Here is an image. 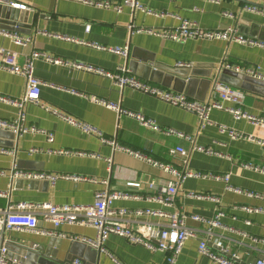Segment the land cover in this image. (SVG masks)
<instances>
[{
	"label": "crops",
	"instance_id": "obj_1",
	"mask_svg": "<svg viewBox=\"0 0 264 264\" xmlns=\"http://www.w3.org/2000/svg\"><path fill=\"white\" fill-rule=\"evenodd\" d=\"M11 1L24 5L25 8L15 7L31 13L25 15L26 21L22 22L20 30L14 31L30 38L31 42L22 46L16 44L11 37L0 33V46L15 51L21 64L36 50L59 58L62 63L47 61L44 57L35 59V73L43 81L41 103L45 106L29 103L25 108L23 122L26 126H34L52 133L54 140L49 141L45 132L30 131L20 134L14 130L3 129L12 132L14 137L11 139L6 133L0 138V149L8 151L0 152V171L4 172L0 174V191L8 194V197H0V207L7 206L10 200L89 205L94 200L95 192L107 187L110 190L141 195V198L137 199H117L114 202L116 208H152L162 211L178 209L204 217H213L217 209H222L224 216L221 221L224 227H216L214 232L222 236L230 252L240 253L242 264H249L260 257L264 244L254 238L264 239V211L248 212L241 207L264 209V146L257 140L232 139L229 133L222 132L220 127L225 126L227 129L263 138L264 127L255 126L244 118L236 119L231 112L217 108L210 112L213 124L200 127V119L194 112L172 105L152 94L130 87L120 88L113 77L97 71L79 69L73 64L91 66L113 74L119 73V67L126 65L131 74L142 81L165 90L185 92L193 99L208 100L212 81L218 74L222 61L227 59L239 64L259 65L264 69V48L220 39H188L179 42L145 31L137 32L136 29H175L182 19H190L205 29L237 28L239 33L264 42V14L246 9V6L250 5L264 9V0H137L145 8L154 11L152 14L133 9L125 4V0H91L109 1L113 5L121 6V10L96 6L85 0ZM224 11L232 13L233 16H225ZM126 46L129 47L130 54L152 58L154 63L150 65L153 67L160 63L164 67L194 70L193 82H190L184 91L176 90L173 86L175 84L164 86L162 83L143 78L142 69H133L128 62L129 57L101 48ZM178 62L193 65L176 67ZM139 65L143 68L145 63L139 61ZM25 90V77L0 69L2 95L20 99ZM93 98L141 113L154 120L160 128L190 135L195 144L210 147L221 155L194 150L192 141L144 126L137 119L120 114L117 110L94 101ZM224 104L238 107L230 101ZM47 105L57 109L60 114L47 110ZM242 108L252 115H264V96L246 92ZM19 111L16 105L0 101V119L14 120ZM62 115L89 124L95 132H84L66 121ZM103 139L179 168L183 166L181 157L172 155L170 150L181 145L190 153V169L230 173V185L243 192L226 190L224 181L188 177L180 186L175 206L148 199V196H158L159 188L167 186L174 178L152 164L114 147L109 142H104ZM31 149L38 151L30 152ZM67 149L93 153L99 157L58 152ZM107 159H111V165ZM246 164H252L255 168L246 167ZM14 165L22 170L86 176L99 181L58 178L55 182L34 180L37 183L30 185L31 181L24 180L23 186H19L16 182L22 179H12ZM101 179L108 180V184L101 183ZM151 182L155 183L154 188H150ZM184 192L211 193L218 195L220 202L187 197ZM247 192L254 195H248ZM145 218L153 224H163L167 221L162 216H128L131 225L141 229V221ZM187 224L202 231L208 227L207 224L193 219H188ZM39 226L51 229L55 234L13 231L7 235L12 257L23 259L24 264L30 262L19 254L20 250L12 242L40 244L50 237H55L63 240V244L50 246L49 251L61 259H66L68 244L76 242L70 236L92 239L97 236L96 230L90 226L64 224L56 229L52 223L41 217ZM199 242L196 238L188 239L176 264H216L211 259L200 256ZM86 246L100 254V261L96 253L89 254L86 251L84 256L75 258L85 264H118L117 261L121 264H165L166 259L165 252L152 251L116 234L109 235L102 244L104 250L88 244ZM209 246L212 250L219 251L212 242H209Z\"/></svg>",
	"mask_w": 264,
	"mask_h": 264
},
{
	"label": "built area",
	"instance_id": "obj_2",
	"mask_svg": "<svg viewBox=\"0 0 264 264\" xmlns=\"http://www.w3.org/2000/svg\"><path fill=\"white\" fill-rule=\"evenodd\" d=\"M88 3L96 6L115 8L121 10V6L113 5L109 1H91L85 0ZM217 1V0H208ZM0 4L18 6L25 8L24 5H19L11 0H0ZM125 4L131 6L133 9H141L146 13L152 14L151 11L142 6L137 0H125ZM247 10L264 14V9L254 5L246 6ZM164 14V13H163ZM223 14L228 17H232L233 14L224 11ZM132 28V26H131ZM137 32L145 31L150 34L160 36L164 39H171L174 41L184 42L188 39H205V40H227L234 41L240 44L249 46H259L264 48V42L256 40L252 37L239 33L237 28L228 27L227 29H205L200 27L195 21L190 19H182L179 26L175 29H144L138 28ZM0 33L12 38V40L19 45L26 46L31 42V39L19 34L18 32H9L0 28ZM100 47V46H98ZM111 52L122 54L127 56L129 47L123 48H106ZM44 57L47 61L55 63H62V60L55 58L47 53L39 51H32L29 58L23 63H19L18 54L15 51L6 49L0 46V69L7 70L11 73L22 75L26 79V90L24 95L20 99H12L8 96L0 93V101L16 105L20 111L18 116L14 120L0 119V128L14 130L20 134L34 131L47 133L48 140L53 141V134L40 130L37 127L26 126L25 121V108L29 103H35L45 106L41 103V87L43 81L35 73V59ZM192 63L178 62L176 66L179 67H192ZM76 68H83L88 71H97L101 74L113 77L116 85L120 88L130 87L134 90H138L147 94H152L172 105L181 107L187 111L194 112L200 119V127L213 124L210 120V112L217 109H224L231 112L236 119H246L250 123L258 127H264V115H252L248 111L242 108L246 92L232 85L223 82L220 79L221 72L223 70H231L236 73L248 75L250 77L264 81V69L259 65H245L235 62H231L227 59L222 61L218 67V74L212 81V87L210 92V98L208 100H197L190 98L184 92H174L172 90H165L161 87L152 85L148 82L142 81L139 78L133 76L126 65L119 67V73L113 74L102 69H96L91 66H84L82 64H73ZM96 102H101L106 106L117 110L120 114H126L130 117L137 119L142 125L150 127L152 129L163 131L166 135H178L179 137L188 139L193 142V149L198 151H204L209 154L221 155L216 150L208 147H201L194 143L193 138L185 133L173 130L162 129L152 119L146 118L141 113H136L126 109H122L119 105L102 101L98 98H93ZM230 101L238 105V107H229L224 102ZM46 109L56 114H60L57 109H53L47 105ZM62 114V113H61ZM63 118L69 123L78 126L84 132L92 134L95 129L87 123L77 121L69 116L62 115ZM222 132L227 131L232 139H244V140H257L262 146H264V138L258 137L253 134H248L235 129H227L225 126L220 127ZM104 142H109L114 147L120 150L126 151L147 163L159 168L163 172L171 175L174 179L167 185L159 188L158 196H148V199H154L168 206H175L176 197L182 183L188 177H197L204 179H214L224 181L226 183V190L243 192L241 189L230 185V173H213L195 171L188 167L189 151L183 146L179 145L170 150L174 156L181 157L182 167L179 168L171 163H164L146 156L139 152L133 151L127 147L119 145L114 141L103 139ZM38 149H31L30 152H36ZM1 153L8 152L5 149H0ZM59 153L69 154L74 153L77 155H89L93 157H99V155L86 152H75L70 150H59ZM111 165V159H107ZM246 167H254L252 164H246ZM255 168V167H254ZM258 169V167H256ZM0 174H4L0 171ZM58 178L74 179L75 181H92L98 182L99 179L78 176V175H66V174H52L47 172H37L18 169L15 165L12 172V179H22L27 181L34 180H48L55 182ZM101 183L108 184V180L101 179ZM156 185L154 182L150 183V188H154ZM248 195H254L252 192H247ZM184 195L191 198L209 199L215 202H220V197L211 193H198V192H184ZM0 197H8L6 192L0 191ZM127 198H141V195L129 193L121 190H110L107 187L98 189L94 194V200L89 205L82 204H54L51 202H13L10 200L8 205L0 207V264H24L20 259L14 258L9 254L8 234L13 231H26L31 233H37L42 235H53L55 231L39 226L40 217L52 223L56 229L64 224L69 225H83L94 228L97 232L96 238L70 236L74 241H81L88 245L100 248L102 250V244L108 239L109 235L116 234L124 237L129 242L134 244H140L152 251H162L166 253L165 264H176L178 257L180 256L186 241L190 238L199 239L198 251L200 256L211 259L216 264H242L241 255L238 252H230L222 239V236L214 232L216 227H224L221 218L224 216L222 209H217L216 214L213 217H204L196 213H190L185 210L175 209L174 211H162L159 209L145 208L138 210H129L126 208L114 207V202L117 199ZM242 209L252 212L264 211L263 208L242 206ZM131 214L137 216H162L167 219L163 224H153L148 218L141 221L142 229L135 228L131 225L128 216ZM188 219L203 222L208 227L202 231L197 227H191L187 224ZM67 236L66 234H61ZM256 241H260L264 244L263 238H254ZM209 242L216 245L219 251H214L210 248ZM230 253V254H229ZM118 264H121L117 261ZM73 264H82V261L76 260ZM249 264H264V251L260 257L255 259Z\"/></svg>",
	"mask_w": 264,
	"mask_h": 264
},
{
	"label": "water",
	"instance_id": "obj_3",
	"mask_svg": "<svg viewBox=\"0 0 264 264\" xmlns=\"http://www.w3.org/2000/svg\"><path fill=\"white\" fill-rule=\"evenodd\" d=\"M30 14L31 13H29V11H25L21 8L19 9L15 6L0 4V27L12 31L20 30L22 22L26 21L25 15ZM129 54L130 52L128 50L127 57H129L128 62L130 66L135 70L138 67L141 68L143 71V75L141 76L143 78L150 79L157 83H162L164 86L168 87L175 84L173 85L174 88L179 91L186 90L190 82H193L195 71L190 68L178 69L164 67L163 65H160V63H156L153 67L150 65L152 62L154 63L152 58L139 56L136 53ZM139 61L145 63L143 68L139 65ZM209 78H211V75H209ZM220 79L244 92H251L264 96V81L262 80L241 73H236L231 70H223L221 72ZM6 133L10 135L11 139H13L12 137H14V134L12 132H7L0 128V138ZM16 183H18L19 186H23L24 180H18ZM36 183V181H31L30 185H35ZM46 184L47 183L45 182L44 185ZM58 243L63 244V240L60 241L55 237H50L46 242H42L40 244L35 242H32L31 244L20 241L12 242V244L20 250L19 254L26 260H30V262L26 261V264H73L76 260V256H84L86 251L89 254L96 253L100 261V254L95 251V249L87 247L86 244L78 241L68 244L66 259H61L56 256L54 252L49 251L50 246H56ZM10 256L12 255L10 254ZM20 260L22 261L23 259ZM82 264L85 263L83 262Z\"/></svg>",
	"mask_w": 264,
	"mask_h": 264
}]
</instances>
